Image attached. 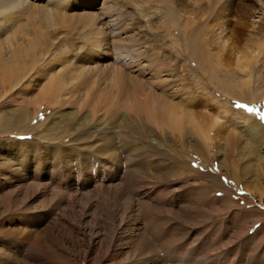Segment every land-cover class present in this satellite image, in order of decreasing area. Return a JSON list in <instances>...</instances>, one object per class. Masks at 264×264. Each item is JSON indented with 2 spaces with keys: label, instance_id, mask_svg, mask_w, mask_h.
<instances>
[{
  "label": "rangeland",
  "instance_id": "1",
  "mask_svg": "<svg viewBox=\"0 0 264 264\" xmlns=\"http://www.w3.org/2000/svg\"><path fill=\"white\" fill-rule=\"evenodd\" d=\"M166 1L134 0L131 3L130 0H115L114 4L111 3L112 0H108V3L116 6L111 5L109 11L115 15L120 13L118 16L122 29L127 30L133 28L129 26L134 24L132 23L134 21L135 25L139 21L144 24L143 21H146L148 13H151L155 19L160 18L163 15L164 6L167 5ZM259 1H246L248 7L244 2L241 6V1L238 0L186 1L192 13L188 19L191 26L188 23L189 27L188 25L186 27L189 35H193L195 31L198 32L202 26V29L206 30V35L210 32L211 34L208 33L210 38L207 35L211 45L208 46L210 52L215 55L217 52L222 53V62L224 61L234 73V78L243 83L247 80L246 73L250 72L243 67L249 65L251 61L246 58L239 63L238 57L240 55H242L240 58L248 57L251 53L250 49L254 50L258 45L263 52L258 56L257 68L264 74V42H262L264 26L258 23L261 27L257 30L260 28L261 32L251 31L250 27L252 19L253 21L259 20L260 8H264V2ZM136 2L142 3L141 8L145 9V13L140 15L138 12L140 5L138 3V7ZM259 4L263 6L260 7ZM94 7L96 8V5ZM115 8L118 10L116 11ZM69 11L64 13L69 12L68 15H71L73 9ZM255 11L258 14L253 18L251 13ZM131 15L135 17L132 18ZM145 26L144 33L148 36L158 35L162 40H166L165 38L169 35L166 31L160 32L161 35L157 34L154 29L147 31L149 27ZM178 29L181 31L180 27ZM49 32L50 30H46L45 34ZM61 35L58 36L60 38L58 42L74 44L72 40L78 41L75 38H68L65 31ZM49 43L50 41L46 44ZM83 45L85 43L82 42L80 47ZM63 52L68 55L70 51L64 48ZM166 52L169 53V50ZM127 58L128 56L126 60L129 62ZM30 66L29 61L24 65L25 69L29 68V70ZM35 69H38V66ZM3 70L4 68L0 69V80L4 77ZM162 70H170L169 64ZM57 71L56 68L52 73ZM259 72L257 73L258 82L255 84L258 91L260 90L258 94L252 97L253 100L251 97L248 101L238 100V98L231 100L227 115L220 122L215 133L211 132L209 135L214 144L210 153H207L199 142L195 143L193 138L192 144L195 143L196 147H192L191 151L194 154L181 156L184 160L178 164L179 171L176 175L173 174L174 160L170 161L168 157L175 154L174 149H179L180 143L176 137L172 139L171 136H168V139H171L164 145L165 151H169L166 157L168 160L164 159L165 157L150 156L151 162H160L157 166L154 165V168L146 163L143 165V170L139 166L137 170L133 162L132 168L129 169L131 177L128 176L126 181L120 177L116 180L114 173L107 169L101 173L99 171L101 163L94 162L97 159L95 156L92 157L94 164L89 163L88 166L83 162L82 158L87 155L85 151L83 153L74 152L75 134L80 136L82 133L74 130L73 123L87 116L86 113L90 111V100L87 101L88 104L83 100L81 102L74 100L71 104L65 103L52 110L43 105L38 108L40 112L37 119L32 121V126L18 130L17 128L5 130L6 128L1 127L0 264H6L5 259L7 258L9 261L13 260L15 264H207L211 261L219 264L222 261L227 264L231 262L232 264H264V170L259 172L254 169L256 174H248L243 179L242 177L234 179V172L243 173L244 168L248 167V161L251 160L249 164H252L257 156L264 155V147L261 148L259 145L264 141L255 139L258 131L256 128H260L255 123H260L264 127V82L259 77L261 76V74L258 75ZM149 75L146 76L147 79H150ZM191 88L197 91L195 86ZM247 92H251V87L247 88ZM9 94L6 90H0V117L7 114L12 115L20 109L19 104L11 103ZM38 94V89H30L25 93L27 101L30 100L28 101L30 103L28 104L29 115L37 110L34 100ZM206 101L210 105L208 108L210 112L218 109L217 103L208 99ZM242 114L249 115L253 119L246 123ZM54 122H58L59 125L54 127ZM86 122V119L82 121L83 124ZM52 125L53 131L50 129L47 132L46 127ZM255 130H257L256 133ZM118 135H116L117 138L120 137ZM120 140L121 137L117 140L119 141L118 146L123 143V140ZM246 143L250 147H244ZM202 151L204 156L199 154ZM251 152L254 153L251 154ZM243 154L251 155L247 160L242 156ZM121 161L122 165L125 163L123 168L127 169L129 162L123 158ZM147 166L150 168L147 169ZM233 166L237 168L236 171ZM162 169L167 171L164 173ZM255 176L260 178L257 177V179ZM92 180L97 184L104 182L109 185L112 182V186L117 185L115 187L126 184L132 186L131 190L140 187L155 188L158 195L169 200V204L166 210L161 206L153 209L155 211L152 210L151 213L144 212L143 209H139L145 206L141 205L143 202L136 204L135 200L132 206L129 196L130 199L127 197L116 199L109 194L98 195L94 185L85 188V185L92 183ZM151 226L155 232L151 230ZM158 237L165 238L164 242L169 241L168 243L173 247L179 246L181 250L185 249L189 252L187 255L172 256V252L159 246ZM26 238L31 242L40 243L41 246L38 245L43 251L36 252L37 249L29 246L26 248L21 246L18 249L15 241H25ZM145 240H148V245H145ZM147 246L149 248H145ZM144 248L147 253L145 251L141 253ZM151 250L154 253L151 254ZM149 254H155L156 257L155 255L151 257Z\"/></svg>",
  "mask_w": 264,
  "mask_h": 264
},
{
  "label": "bare ground",
  "instance_id": "2",
  "mask_svg": "<svg viewBox=\"0 0 264 264\" xmlns=\"http://www.w3.org/2000/svg\"><path fill=\"white\" fill-rule=\"evenodd\" d=\"M95 1L0 0V69L4 68L2 71L4 77L0 80V90H6L10 93L11 103L20 106L17 113L0 117V128H6L5 130L17 128L18 130L26 126H32V121L37 119L40 112L38 108L43 105L52 110V108L63 106L65 103L71 104L74 100L75 102L90 100V111L86 113L87 116L82 117V120L78 122L75 120L74 123L72 122L74 130L82 133L80 136L75 134L74 152L83 153L85 151L84 153L87 155L82 158L83 162L87 163L88 166L89 163H101V169H99L101 173L107 169L114 173L116 180L120 177V179L126 181L130 176L129 169L132 168L131 164L133 162L137 164L133 163L137 170L138 166L142 167L141 170H143V165L146 163L154 168V165L157 166L160 162H151L152 158L150 156L165 157L164 159H166L169 151H165L164 145L166 141L169 142V139H171H168V136H171L172 139L176 137L180 143L179 149H174L175 154L168 157L170 161L174 160L173 174L176 175L179 171L178 164L181 160H184L181 156L194 154L191 150L192 147H196V141L206 149L207 153H210L209 151L212 150L214 144L209 135L211 132L215 133L220 122L227 115L231 100L238 98V100L245 101L246 99L248 101L249 97L252 99L254 95L258 94L260 90L258 91L255 86L258 82L257 73L259 72L257 63L258 56L263 50L261 51L258 45L254 50L250 49L251 55L249 54L248 57L243 56L240 58L242 55L238 57L237 61L239 63L246 58L251 61L249 65L243 67L250 71L246 73L247 80L243 83V81L235 79L234 73L225 65L224 61V63L222 62V53L217 52L215 55V53L210 52L208 48L210 45L208 41L210 32H208L210 34L206 32L207 37L206 30H203L202 26L198 29V32L195 31L193 35H189L186 27L187 25L189 27L190 22L188 21L190 20L188 19H190L192 13L190 12L191 7L189 8L188 2L186 3L187 0H173V2L172 0H167L168 2L165 0L167 5L164 6L163 15L160 18L155 19L151 13H148L146 21L142 20L144 24L139 21L135 25L134 21L132 22L134 24L129 26L133 28L127 30L122 29L121 20L119 21L120 17L118 16L120 13L115 15V13L112 14V11H109L111 5H113L112 7L115 6V0L111 2L114 4L110 2L109 4L108 0ZM238 1H241L240 5L243 6V2L245 3L248 0ZM260 1L264 2V0ZM235 4L237 5V1ZM94 5H96V8ZM139 5L141 8L142 3H139ZM245 6L248 7L247 4ZM261 6L263 5L261 4ZM117 8H115L116 11L119 9ZM140 8L138 12L141 15L145 13V9ZM70 9H73V13L68 15ZM135 10L137 11V9ZM200 10L202 11V9ZM67 11L69 12L65 14L64 12ZM259 11V20L253 21L252 19L251 31H260V28L257 30L258 27H261L258 23H262L264 26V8L261 7ZM256 12L251 13L254 16L253 18L258 14ZM131 16L132 18L135 17ZM145 25L149 27L147 31L154 29L157 34L166 31L169 35L165 38L166 40H162L158 35L148 36L144 33L146 31ZM178 27L181 28V31ZM193 29L195 30V27ZM46 30H50V32L45 34ZM209 30L212 32L211 29ZM63 31H65L68 38H75L79 42L75 40H72L74 44L71 42L69 44L58 42L60 39L58 36H62ZM251 31L250 33L253 34ZM213 32L215 33V31ZM258 40L261 42L259 38ZM258 40L256 39V42ZM48 41L50 43L46 44ZM82 42L85 45L80 47ZM51 43L53 45L50 46ZM259 44L262 46L261 43ZM250 47L252 48V46ZM64 48L69 49L68 55L63 52ZM166 50H169V53ZM127 56L129 62L126 60ZM28 61L31 65L30 70L24 67L26 63L28 64ZM168 64L170 70L163 71L162 69ZM37 66L39 70L35 69ZM50 66H52L51 69ZM56 68L58 71L52 73ZM260 74L259 77L264 82V74L261 71L258 75ZM148 75L150 79L146 78ZM41 79L42 82L40 83ZM253 79L254 81H252ZM191 86H195L197 91L195 92ZM248 87H251V92H247ZM254 88L256 89L254 90ZM30 89H38L39 91L38 97H35L34 100L37 110L31 111V115L28 111V104H30L28 101L30 102V100L27 101L25 97V93ZM12 92L13 94H11ZM205 99L217 103L218 109L215 112H210V109H208L210 105ZM80 111L82 112V110ZM242 116L246 123L253 119L249 115L244 116L242 114ZM85 119L87 122L83 124L82 121ZM60 122L62 123V121ZM255 124L260 127L256 128L258 131L255 130V133L257 131V138L255 139H260L263 142L264 127L260 123V125ZM56 125H59L58 122H54V127ZM54 127L53 125L46 127L48 128L47 132L50 129L53 131ZM117 134H119L118 137H121L120 141L123 140V143L121 142L122 144L119 146L117 140L120 137L117 138ZM193 138L195 139L194 144H192ZM259 145L261 148L264 147V143ZM248 146L250 147L248 143L244 144V147ZM244 147L241 148L245 149ZM199 154L204 156L203 151ZM249 155L243 154L242 156L248 160ZM262 155L257 156L256 161L252 164H249L251 160L248 161V167L246 166L247 168L243 170L245 173L243 171V173L234 172V179H241V177L243 179L248 174H256L254 169L262 172L264 170V155ZM93 156L97 158L95 161L92 158ZM121 158L129 162L127 169L123 168L125 163L122 165ZM241 160L243 161V158ZM148 166L147 169L150 168ZM256 166L257 168H255ZM162 170L164 171V169ZM236 170L235 167L234 171ZM140 173L142 172L140 171ZM257 177L255 176V178ZM91 182L86 184L85 188L94 185L98 195L109 194V196L116 199L130 197L132 206L135 200L136 204L137 202H143V204H139L145 205L144 208L139 207V209H143L144 212L151 213L153 209L161 206L166 210L169 204V200L158 195L155 188L145 189L140 187L131 190L132 186L126 184L115 187L117 185L112 186V182L111 185L104 182H101V184L93 183V180ZM151 227V230L154 231L153 226ZM157 240L161 248H166L172 252V256H175V254L179 256L187 255L189 252V250H181L179 246L173 247L168 240L166 241L169 243L164 242L165 238L158 237ZM15 244L18 249L21 246L25 248L29 246L37 249L36 252L42 250L40 243L37 241L31 242L28 238L25 241H15ZM145 245H148V240H145ZM145 248H149V246ZM145 248L141 253H144V251L147 253ZM152 251L151 254L154 253ZM5 261L6 264H15L12 262L13 260L9 261L8 258ZM207 264L219 263L211 261ZM220 264L227 263L222 261Z\"/></svg>",
  "mask_w": 264,
  "mask_h": 264
}]
</instances>
